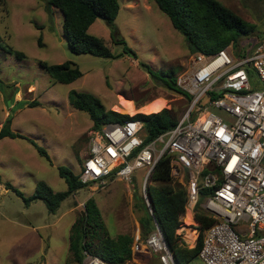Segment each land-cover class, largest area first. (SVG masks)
<instances>
[{"label":"rangeland","instance_id":"obj_1","mask_svg":"<svg viewBox=\"0 0 264 264\" xmlns=\"http://www.w3.org/2000/svg\"><path fill=\"white\" fill-rule=\"evenodd\" d=\"M218 1L244 20L250 21L251 16L254 22L263 20L264 25V0H254L263 10L253 13H250V0ZM118 4L113 25L96 18L88 28L90 34L104 40L112 53V57L102 58L71 52L63 35L62 12L53 7L45 10L44 0L0 3V44L26 55L17 59L0 49V127L10 116V129L24 136L0 138V264H77L68 251V236L71 224L90 197L95 199L112 237L128 234L132 238L131 257L124 264H161L157 254L140 258L135 249L137 242L144 244L157 232L140 237V225L135 223L145 212L139 200L143 169L133 172L130 183L115 179L104 187L92 183L78 188L60 202L54 213L47 210L41 199L29 202L23 199L33 195L39 181L45 182L53 192L65 191L67 185L57 166H66L76 175L81 173L92 122L86 112L69 105V91L91 93L105 109L129 111L132 113L129 115L164 107L170 108L178 119L189 105V99L164 87L142 67L147 65L156 76L172 70L177 77L192 56L183 36L153 0H118ZM256 31L254 28L253 33ZM252 34L227 45L236 60L257 41ZM260 37L257 32V39ZM124 46L133 54L124 50ZM39 61L49 64L70 61L82 75L70 83L54 82L39 66ZM15 90H18L16 94ZM212 110L227 118L224 112ZM28 139L42 147L50 161L39 155ZM6 182L23 197L7 189ZM187 212L176 233L180 232L181 243L193 247L201 232L195 238L193 226L199 223ZM187 264L201 262L197 257Z\"/></svg>","mask_w":264,"mask_h":264},{"label":"built area","instance_id":"obj_2","mask_svg":"<svg viewBox=\"0 0 264 264\" xmlns=\"http://www.w3.org/2000/svg\"><path fill=\"white\" fill-rule=\"evenodd\" d=\"M176 83L189 97L176 124L149 142L138 119L92 129L79 180L97 187L115 179L130 183L143 169L141 197L150 211L147 177L169 154L171 175L186 190L185 210L193 217L198 204L214 219L202 234L201 264H264V45L238 60L229 46L194 53ZM193 228L196 238L200 229ZM156 230L135 244L136 252L176 264ZM82 264L110 263L83 251Z\"/></svg>","mask_w":264,"mask_h":264},{"label":"trees","instance_id":"obj_3","mask_svg":"<svg viewBox=\"0 0 264 264\" xmlns=\"http://www.w3.org/2000/svg\"><path fill=\"white\" fill-rule=\"evenodd\" d=\"M45 10L52 7L62 12L63 35L71 52L75 54H90L102 58L112 57L110 49L104 40L88 32L89 26L96 18L103 19L108 25L113 21L119 10L118 0H44ZM158 9L170 20L172 26L183 36L187 50L191 53H213L227 45L237 43L239 37L248 36L254 32V25L244 20L227 6L218 0H153ZM2 0H0V3ZM121 42V40H120ZM6 53L12 54L17 59L26 55L11 46H2ZM124 50L132 53L127 46ZM41 66L54 82L70 83L79 78L82 72L76 64L64 61L58 64H49L39 61ZM146 71L164 87L182 94L184 93L176 83L177 77L173 71L160 72L156 76L151 69L142 64ZM18 90L14 91L16 94ZM13 94V95H14ZM68 103L72 108L86 112L91 119L92 129H99L109 123L123 122L128 119H138L143 123L145 142H149L161 133L172 128L177 118L169 108L149 112H137L133 115L129 111L120 113L111 109H105L100 100L91 93L71 90L68 92ZM138 107H141L138 106ZM22 137L23 135L10 129V116L5 119L0 127V138ZM35 147L39 155L50 161L47 152L31 139H28ZM58 174L67 185L65 191L53 192L45 182L39 181L33 195L25 198L22 193L6 182V188L25 202L33 199H41L49 212L54 213L60 202L71 192L85 186L79 180V175L74 174L66 166H57ZM145 193L149 203L146 207L142 197L140 198L145 213L139 219L140 237H148L158 229L170 250L176 264H187L197 258L203 231L214 222L197 204L194 211V220L199 223L200 234L193 247H188L179 241L176 233L182 225V217L185 214L187 196L182 183L171 175V155L164 154L157 161L145 184ZM191 218V214L187 212ZM194 233V232H193ZM193 241V240H190ZM132 238L128 234H119L112 237L102 220V216L93 197L83 203L77 219L71 224L68 236V251L77 264H82L83 251L96 255L110 264H124L130 259L132 253Z\"/></svg>","mask_w":264,"mask_h":264},{"label":"crops","instance_id":"obj_4","mask_svg":"<svg viewBox=\"0 0 264 264\" xmlns=\"http://www.w3.org/2000/svg\"><path fill=\"white\" fill-rule=\"evenodd\" d=\"M249 5H250V8H251V11L252 12H250V13H253V12H257V11H259V10H263L261 7H260V4H259V6H257L258 5V3H257V1H254V0H250V2H249ZM264 14V13H263ZM253 15H255V13L253 14ZM250 18H249V20L250 21H248L249 23H251L252 25H254V28H255V31H256V33L254 34H252V35H255L254 37H252L253 38V40L255 41V40H257L254 44H252V46H251V48L249 49V51L255 46V45H258V44H261V45H264V25L262 24V21H259V22H254L255 21V19H253V17H251V16H249ZM260 25H262V26H260ZM257 32L259 33V35H261L262 37H260V38H258L257 39ZM259 37V36H258ZM145 105V104H144ZM144 105H142V107L144 106ZM137 111H140L139 109L137 110ZM142 112V111H141ZM6 191V189H4V192ZM141 196V195H140ZM128 197H129V200H131V194L129 193V195H128ZM138 199H139V197H138ZM140 200V199H139ZM136 204H137V202H136ZM132 206L135 208V205H134V202L132 203ZM144 207V206H143ZM145 213V212H144ZM143 213V214H144ZM141 218V216L139 217V218H137L136 220H135V223H138V225H140V223H139V219ZM139 232H140V227H139ZM195 234V233H194ZM195 236V235H194ZM137 254H139V256H140V258L141 257H143V258H145L146 256L144 255V254H142L141 252H138Z\"/></svg>","mask_w":264,"mask_h":264},{"label":"bare ground","instance_id":"obj_5","mask_svg":"<svg viewBox=\"0 0 264 264\" xmlns=\"http://www.w3.org/2000/svg\"><path fill=\"white\" fill-rule=\"evenodd\" d=\"M195 236H196V232H195ZM190 240V239H189Z\"/></svg>","mask_w":264,"mask_h":264},{"label":"water","instance_id":"obj_6","mask_svg":"<svg viewBox=\"0 0 264 264\" xmlns=\"http://www.w3.org/2000/svg\"><path fill=\"white\" fill-rule=\"evenodd\" d=\"M9 104H10V102H9Z\"/></svg>","mask_w":264,"mask_h":264}]
</instances>
